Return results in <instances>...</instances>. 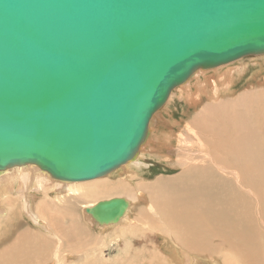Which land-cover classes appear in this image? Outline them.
<instances>
[{"label":"water","instance_id":"obj_1","mask_svg":"<svg viewBox=\"0 0 264 264\" xmlns=\"http://www.w3.org/2000/svg\"><path fill=\"white\" fill-rule=\"evenodd\" d=\"M264 55V0H0V170L61 181L137 158L195 70ZM124 197L85 208L115 222Z\"/></svg>","mask_w":264,"mask_h":264},{"label":"bare ground","instance_id":"obj_2","mask_svg":"<svg viewBox=\"0 0 264 264\" xmlns=\"http://www.w3.org/2000/svg\"><path fill=\"white\" fill-rule=\"evenodd\" d=\"M239 68H228L223 72L215 70L211 74L206 71L195 70L182 84L184 86L180 91V97L186 100V104L189 105L187 108L194 107L207 95L214 97L210 102L215 103L211 105L212 108L210 109L205 107L206 109L198 113L192 120V124L195 125V130L199 135L194 137L192 144L191 151L194 156L184 163L185 165L180 169V172L171 179H158L142 184L141 196L136 195V198L142 202L146 201L148 205L146 210L140 204L137 214H133L132 217L127 216L131 211L132 203L126 196H130L131 190L139 188V182L134 187L128 184L127 186L121 184L106 185L102 177L84 181H62L69 183H65L63 192L60 194V197H66L65 203L61 207L70 209L72 205L77 206L78 199L82 197L87 199L99 194L106 196V194L115 193L124 195L122 197L127 199L128 204L124 214L117 221L98 224L92 220L99 226L101 225V228L106 229L111 227L118 229L117 227L122 223L129 222L124 231L131 229L130 234L145 227V232H153V236L155 234L161 236L162 241L159 245H163L169 254L168 256L163 255V253L160 256V251L157 248H154V251L148 250L147 255L143 249L140 252L143 256H148L153 264H171V262L172 264H189L190 257L194 258L191 264H200L199 262H206L207 260L210 264H264V121L260 120L257 123L253 117H251L252 120L249 119V110L251 114H256L257 112L262 113L263 109L258 108L257 112L252 107L248 109L242 99L216 103L222 93L230 90L231 85L245 71L246 66L242 65ZM193 85H196L194 87L196 88L195 92ZM171 93L166 105L173 97ZM228 103L236 108L233 109L231 115L224 112L227 110ZM207 111H210L212 116H215L216 112L224 116L222 120L225 122L222 125L198 123V119L204 118ZM163 118L161 122L165 120L166 122H159L158 117L154 122L160 132L155 136H150L153 131L151 129L141 145L143 147L151 139L150 145L154 143L158 147L156 149V146H154L155 148L150 146L148 151L158 153L159 157L164 155V153L159 152L167 148L172 149L169 147L173 144L171 143L173 141L171 136H174V126L179 123L172 116L164 120ZM215 120L217 119L215 118ZM217 143H221L222 147L218 149ZM141 147L137 152V158L127 163L139 164L140 166L139 154L141 150L146 149V147L142 149ZM188 151H183L182 154H186ZM130 165L133 166V164ZM31 167L36 168L33 165H15L0 170V193H3L5 189L7 190L5 185L7 187L14 185L16 180L13 176L14 173ZM138 167L135 166V168ZM82 190H89L93 193L83 196L80 194ZM110 198L112 197L106 199ZM98 201L83 204V210L85 211L86 207ZM46 202L47 199L43 196L34 203L33 207L29 205L26 211L32 224L42 227V231L48 236L30 233L29 237L25 239V243L28 247H35L27 249L21 242L23 235L17 234L18 236L16 235L11 243L0 248V264H40V262L49 260L51 248L54 250L55 257L65 250H79V245L84 243L82 233L72 230V226L65 229L61 228L59 222L55 223L56 219L50 222V208L47 207ZM0 204V221L11 220L9 215L13 212L12 208ZM39 206H43V210H40ZM85 213L87 212L85 211ZM121 233L123 235V232ZM121 233L119 232V234ZM24 236L26 237L28 234H24ZM146 241H150V238H147ZM22 249L25 252L20 255ZM181 250L185 251L186 254L182 255ZM127 257V254L119 256V260L125 264ZM86 258L87 256H85ZM90 260L93 261V259Z\"/></svg>","mask_w":264,"mask_h":264},{"label":"rangeland","instance_id":"obj_3","mask_svg":"<svg viewBox=\"0 0 264 264\" xmlns=\"http://www.w3.org/2000/svg\"><path fill=\"white\" fill-rule=\"evenodd\" d=\"M242 65L246 66L245 71L244 72L241 71L242 73L239 75L240 77H237L235 79L234 83L230 87V90L222 93L220 95L221 97L216 101V103L242 99L243 102L246 103L248 109H251L252 107L257 112L258 108H262L263 112L262 113L257 112L256 114H251L249 110V119L252 120L251 117H253L255 122L258 123V121L260 120L264 121V55H254L244 59H238L234 62H230L212 69H208V70L198 69V70L204 72L206 71L208 72V74H211L215 70H220V72H223L226 71L228 68L229 69L239 68ZM235 74H237V72H235ZM183 86L184 85L181 84L180 86L173 89L171 93L173 94L171 101H169L167 105L165 103L166 106L164 105L165 107L163 106L162 109H160L158 112H156L153 115L150 121L152 124L151 123L149 124L150 129L153 130L150 136H155L157 133L160 132V130L157 129V124L154 123L157 117L160 119L159 122H161V119L163 117H166L163 118L164 120L169 118L170 116H172V118H174L175 120H177V122H179L174 126L173 129L174 136L175 135L176 136L175 137L171 136L173 137V141L171 142L173 144L170 145L169 147H172V149L169 150L167 148L164 151L159 152V153H164V155H162L163 157H159L158 153L155 154L148 151V149H150V146L153 147L156 146V144L154 143L150 145L152 140L149 139L147 141V144L145 143L146 145H143V147H141V149L146 147L147 150L144 148L143 150H141L139 154V158L141 159L139 160L140 166L139 164L135 165L134 163H127L117 171L115 170L114 171L115 173L114 172L111 174L109 173L102 177V180L104 178L106 185L121 184L123 186H127L128 184L131 187H134V185L139 182L140 186L138 189L131 190L132 193L130 194V196L125 195L131 200L132 203L130 206V210H131L130 213L128 214L126 213L127 216L129 215V217H132L133 214H137L138 208L139 206H141L140 204H142L144 210L148 208L146 201L142 202L141 200L136 198L138 195L141 196L142 191L140 190L143 189L141 188L143 183L154 182L157 181L158 179L167 180L173 178L177 173L180 172V169L185 165L184 163L187 160H190L194 156V153H192L191 151L192 144L194 142V137L198 136L199 133L197 132V130H195L196 127L195 125L192 124V120L197 116L198 113L206 109L205 107L209 109L212 108L211 105L215 102H210L214 97L207 95L204 96L202 98V101L199 102L194 107L191 106V108L190 107L187 108V106L189 105L186 104V100L180 97L181 95L180 91L182 90ZM192 87H193V91L195 92L196 88L194 87H196V85H193ZM232 106H233L232 104L228 103L226 106L227 110L224 112L231 115L233 109H236L235 107ZM166 108L168 109L166 110ZM213 117H215L217 120H215V118L213 119ZM223 117L224 116L220 115L217 112L215 116L214 115L212 116L211 112L207 111V115L202 119H198V123L200 124L209 123V125L213 123L214 125H222L225 122L222 120ZM162 122H166V120ZM157 147L158 146H156V149ZM178 147H180V149H178ZM221 147L222 144L217 143V148L219 149ZM186 150L189 151L186 154H182V152ZM167 151L170 153H168ZM130 164L139 167L135 168V166L133 167ZM17 168H21V167H17ZM10 169H14V168H10ZM13 176L16 179L14 185L12 187L11 186L7 187V185H5L7 188V190L5 189L6 192L5 191L3 192L5 194L0 193V203H2L4 206L12 208L13 211L9 215L11 217V220L5 219L3 221H0L1 222L0 248L4 247L6 244L11 243L15 239L17 234L23 235L21 242L24 244V246L27 249H33V247H35V246L28 247L25 243V239L29 237L30 233L33 234L34 232V234L36 235L44 234L45 236H48V234L42 231L43 230L42 227L35 226L32 224L31 220L28 217V213L26 211L29 205L30 206L32 205L31 207H33L34 203L37 202V200L43 198L44 196L47 199L46 202L47 207L50 208V214H52V218L55 217L56 219L55 223L57 224L59 222L58 223L59 226L64 229L67 226H72L71 228L72 230L80 231L82 233L83 241L86 244L84 246H83L84 243L82 245H79V250H75V249L65 250L62 253H59L57 257L54 256V250L53 248H51L49 260L45 262H40V264H45V263L46 264H85L86 262H87L86 264H90V262H92L91 264H123V261L119 260V256H123L125 254L128 255V257L125 259L126 262L125 264H153V262L148 258V256H143L140 252L145 250L144 253L147 255L148 250L154 251L156 248L158 251H160L159 252L160 256L162 255L161 253H163V255L165 256L169 255L168 252L165 251L163 245H159V243H161L162 241L161 236L159 237L157 234L153 236L154 234L153 232L150 233L145 232L144 231L145 227L137 229V231L134 232L133 234H130L131 229L128 230L126 229L124 231V229L129 225V222L122 223L119 227H117L118 229H116V227H111L110 229L101 228V225L99 226L97 223H95L90 217V215L88 213H85V211L83 210L84 209L83 204H88L91 201L95 202L100 199H106L113 196L122 197L124 195H117L119 193H115V194H106V196H103L104 194L101 195L99 194V195L91 196L90 198L87 199L86 198L84 199L82 197L78 199L77 206L72 205L70 209L69 208L66 209V208H61V206H63V203H65L66 201V197H63L64 198L63 199L62 197H60V194L61 192H63L62 190L65 183H69V182L53 180L50 178V176L40 172L36 168L33 169L32 167L29 169H24V171H20V172L18 171L14 173ZM70 183H83V182H70ZM92 193L93 192L89 190L80 191V194L83 196H87ZM39 209L43 210V206L41 207L39 206ZM48 232L50 234V231ZM119 232L120 233L123 232V235L122 233L119 234ZM126 232L128 235L126 234ZM24 234H28V236L25 237ZM51 237L54 238L52 235ZM147 238H150V241H146ZM24 252L25 251L22 249L19 254L23 255ZM180 253L182 255L186 254V252L183 250H181ZM85 256H87L86 258L87 260L85 259ZM88 258L93 259V261ZM193 259H194L193 257L189 258L188 261L189 264H191V261ZM88 260L90 261L88 262ZM201 262L199 263L210 264L209 260H207L206 262L205 261H201Z\"/></svg>","mask_w":264,"mask_h":264},{"label":"crops","instance_id":"obj_4","mask_svg":"<svg viewBox=\"0 0 264 264\" xmlns=\"http://www.w3.org/2000/svg\"><path fill=\"white\" fill-rule=\"evenodd\" d=\"M36 178H37V177H36ZM61 208H63V207H61ZM58 209H60V208H58ZM56 210H57V209H56ZM53 220H55V217L52 218V214H50V222L53 221ZM65 228H70V226H67V227H65Z\"/></svg>","mask_w":264,"mask_h":264}]
</instances>
